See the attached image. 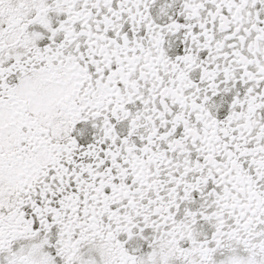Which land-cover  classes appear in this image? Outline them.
I'll return each mask as SVG.
<instances>
[{
	"label": "snow or ice",
	"instance_id": "obj_1",
	"mask_svg": "<svg viewBox=\"0 0 264 264\" xmlns=\"http://www.w3.org/2000/svg\"><path fill=\"white\" fill-rule=\"evenodd\" d=\"M0 264H264V0H0Z\"/></svg>",
	"mask_w": 264,
	"mask_h": 264
}]
</instances>
